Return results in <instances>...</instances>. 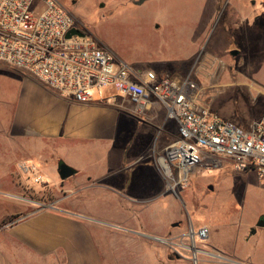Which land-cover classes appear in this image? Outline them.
<instances>
[{
  "label": "crops",
  "instance_id": "0c3cea01",
  "mask_svg": "<svg viewBox=\"0 0 264 264\" xmlns=\"http://www.w3.org/2000/svg\"><path fill=\"white\" fill-rule=\"evenodd\" d=\"M239 7V70L245 59L251 61V52L256 54L257 91L264 94V0H240ZM167 64L159 62L150 70L160 77L191 75L198 80V75L176 72L173 66L170 70ZM205 95L202 104L211 110ZM124 101L103 90L92 102L78 103L24 71L0 65V195L11 199L0 197V203L10 204L0 217V264H178L183 259L164 244L160 251L152 246L158 239L177 241L184 235L177 231L182 215L167 213L165 203H159L162 181L151 164L154 155L178 139V125L154 98L143 116L123 109ZM29 159L41 163L35 174L50 182L61 162L70 166L76 172L70 178L75 187L45 206L24 202ZM139 181L150 189L159 182V190L139 196ZM93 188L105 207L100 213L79 205L83 197L78 193ZM208 230L207 242L226 251L212 242Z\"/></svg>",
  "mask_w": 264,
  "mask_h": 264
},
{
  "label": "rangeland",
  "instance_id": "374dc122",
  "mask_svg": "<svg viewBox=\"0 0 264 264\" xmlns=\"http://www.w3.org/2000/svg\"><path fill=\"white\" fill-rule=\"evenodd\" d=\"M57 1L77 19L78 26L94 38L99 48L110 51L133 68L146 71L165 62L170 70L173 66L176 72L198 75L197 82L206 91L204 100L219 117L229 118L244 128V124H253L264 115V94L257 91L260 85L256 81V54L251 52V61L245 59L240 70L239 55H231L232 51H240V0ZM176 61L180 64H174ZM104 94L124 99L114 87L105 88ZM25 163L35 169L23 176L27 182L24 202L34 201L45 206L67 196L68 188L75 187L72 179L62 181L57 173L53 182L44 175L46 184L37 185L33 178L41 163L34 159ZM151 164L162 181L164 193L159 203H165L167 213L182 215V225L177 231L184 235L179 240L188 243L190 240L185 234L189 226L194 224L198 228L206 224L212 242L226 249L216 250L209 242L198 240L200 250L213 251L221 257L213 258L212 253L205 252L199 255L198 264H264V228H259L246 240L251 228L264 216V180L253 173L234 172L228 165L215 169L197 167L190 175L188 189L177 196L167 192L154 160ZM140 184L139 196V193L153 194L160 185L157 182L150 189L139 181ZM209 185L213 186V191L208 189ZM94 193V188L78 193L83 197L79 205L100 213L105 207ZM7 208L10 204L0 203V217ZM132 235L143 236L141 233ZM162 244L152 242L158 251L163 249ZM182 256L178 264H188V257Z\"/></svg>",
  "mask_w": 264,
  "mask_h": 264
},
{
  "label": "built area",
  "instance_id": "2783aa9c",
  "mask_svg": "<svg viewBox=\"0 0 264 264\" xmlns=\"http://www.w3.org/2000/svg\"><path fill=\"white\" fill-rule=\"evenodd\" d=\"M78 29L85 35H67ZM0 65L24 71L32 78L78 103L92 102L107 87H114L126 102L120 106L143 116L151 99L165 106L168 119L178 125V139L153 160L165 179L167 192L177 196L188 189L197 168L230 166L234 172L253 173L264 180V116L249 128L226 120L202 104L205 89L191 75L160 77L153 70H138L99 48L77 19L57 0H0ZM27 174L33 173L27 167ZM37 185L44 178L34 175ZM185 238L158 239L193 264L204 253L197 241H207V227L191 225ZM213 258H221L212 254Z\"/></svg>",
  "mask_w": 264,
  "mask_h": 264
},
{
  "label": "water",
  "instance_id": "95a60500",
  "mask_svg": "<svg viewBox=\"0 0 264 264\" xmlns=\"http://www.w3.org/2000/svg\"><path fill=\"white\" fill-rule=\"evenodd\" d=\"M85 34L78 30V29H72L67 37L71 38L72 36H80L83 37ZM231 55L233 57H237L239 55V51H232ZM76 174L75 170L71 168L70 166L66 165L65 163L61 162L58 166V175L61 178L62 181H66L70 178H72ZM213 186H209V190L213 191ZM258 228H264V216H262L259 221L257 222L256 227L251 229L250 235H255L257 233Z\"/></svg>",
  "mask_w": 264,
  "mask_h": 264
},
{
  "label": "trees",
  "instance_id": "16d2710c",
  "mask_svg": "<svg viewBox=\"0 0 264 264\" xmlns=\"http://www.w3.org/2000/svg\"><path fill=\"white\" fill-rule=\"evenodd\" d=\"M145 1H146V0H141V3H142V2H145ZM13 219H14V217L5 220V221L3 222V225L10 223Z\"/></svg>",
  "mask_w": 264,
  "mask_h": 264
},
{
  "label": "flooded vegetation",
  "instance_id": "af4514ba",
  "mask_svg": "<svg viewBox=\"0 0 264 264\" xmlns=\"http://www.w3.org/2000/svg\"><path fill=\"white\" fill-rule=\"evenodd\" d=\"M260 218H261V217H260ZM260 218H259V219H260Z\"/></svg>",
  "mask_w": 264,
  "mask_h": 264
}]
</instances>
